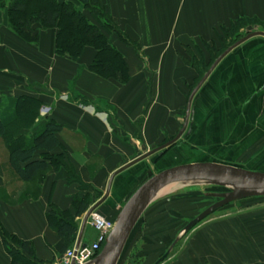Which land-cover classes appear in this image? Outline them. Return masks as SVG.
Masks as SVG:
<instances>
[{
  "label": "crops",
  "instance_id": "1",
  "mask_svg": "<svg viewBox=\"0 0 264 264\" xmlns=\"http://www.w3.org/2000/svg\"><path fill=\"white\" fill-rule=\"evenodd\" d=\"M93 1L119 32L108 39L128 67L125 84L87 70L92 48L76 61L57 56L55 29L34 25L38 41L21 40L0 9L3 108L19 97L35 99L34 123L16 137L29 140L54 121L61 127L60 147L51 154H62L64 164L22 182L8 167V148L0 138V223L32 246L36 261L52 264H59L62 239L46 223L49 204L72 212L74 196L88 195L91 206L104 196L95 211L114 220L139 185L176 165L212 162L264 172V35L253 34L264 33V0ZM238 19L258 23L248 28L253 35L210 71L186 119V95L196 79L188 63L200 54L206 62L205 46H217L220 28ZM184 123L180 136L162 147ZM246 199L235 213L203 225L190 244L193 253L186 248L172 264H264V205ZM83 216L76 219L79 228ZM95 236L85 224L80 242L88 244ZM9 263L0 241V264Z\"/></svg>",
  "mask_w": 264,
  "mask_h": 264
},
{
  "label": "trees",
  "instance_id": "2",
  "mask_svg": "<svg viewBox=\"0 0 264 264\" xmlns=\"http://www.w3.org/2000/svg\"><path fill=\"white\" fill-rule=\"evenodd\" d=\"M0 9L5 11L10 31L21 40L27 43L38 41V33L32 29L34 25L41 30L55 29L54 48L57 56H66L76 61L85 48H92L94 57L87 70L102 79H114L121 84L129 80L128 67L122 55L110 45L108 39L112 34L119 35V32L97 2L0 0ZM255 24L258 23L252 19H238L228 27H221L216 35L217 46L214 44L205 46L207 61L204 62V56L201 54L198 57L192 56L188 65L194 69L196 79L188 88L186 97L190 95L214 60L243 38L245 35L243 31H248V28ZM3 104L4 101L0 98V138L8 148V167L16 177L22 182H31L49 169L63 167V155L51 154L60 147L56 134L60 132L61 127L54 121L48 120L29 140L22 136L16 137L20 130L29 128L34 123L38 105L36 100L19 97L11 100L6 109L3 108ZM36 152H41L40 159L33 158ZM68 177L73 178L69 170ZM91 202L88 195L81 198L74 196L71 204L72 212L58 210L52 204L48 205L45 220L48 227L62 239L61 254L75 243L79 229L76 219L86 213L91 207ZM0 241L10 257L9 264H52V262L36 261L32 246L7 232L1 223Z\"/></svg>",
  "mask_w": 264,
  "mask_h": 264
},
{
  "label": "water",
  "instance_id": "3",
  "mask_svg": "<svg viewBox=\"0 0 264 264\" xmlns=\"http://www.w3.org/2000/svg\"><path fill=\"white\" fill-rule=\"evenodd\" d=\"M253 34L264 35V33L262 32ZM253 34H248L247 36L241 38L216 58V60L205 72V74L202 76V78L194 87L188 97L185 113L186 119L188 117V109L192 97L195 94L196 90L202 85L210 71L231 48L237 46ZM185 125L186 123H184L178 135L173 140L169 141L162 147H166L172 144L183 132ZM148 154L143 155L139 158V160L143 159ZM128 166L129 164L120 168L114 174L124 170ZM114 174L112 175V177L114 176ZM198 181H204L211 184L228 187L229 190L225 193H217L211 195L212 197L217 198V201L212 203L210 206L197 214L193 219H191L183 227V229L181 230L182 232L189 230L211 213L231 202L251 197H264V173L249 171L231 165L212 162L181 164L164 169L145 180L123 203L115 217L113 229L105 239L100 252L92 259V261H90L89 264H117L122 249L133 227L135 226L137 220L144 212L148 204L152 201V199L156 197V194L161 189L170 184H183ZM104 198L105 197L103 196L102 199L91 206L84 214L80 224L78 235L76 237V246L80 243L81 234L89 214L93 210H95V208L102 202ZM177 239L178 237L169 245L165 253L161 257H159L153 264H160L168 256V254L176 244ZM71 264L75 263L72 262Z\"/></svg>",
  "mask_w": 264,
  "mask_h": 264
},
{
  "label": "rangeland",
  "instance_id": "4",
  "mask_svg": "<svg viewBox=\"0 0 264 264\" xmlns=\"http://www.w3.org/2000/svg\"><path fill=\"white\" fill-rule=\"evenodd\" d=\"M243 33L245 34L243 37L250 34L249 31H243ZM245 170L260 172L251 169ZM152 174L148 175L151 176ZM228 190V187L204 181L179 183L166 187V190L161 191L158 196L152 199L137 220L122 249L117 264H153L165 253L177 237L176 244L160 264L176 262L186 248H189L190 253H193L190 244H193L191 242L194 236L199 235L198 231L201 227L212 223V218L231 212L235 213L238 209L237 203L244 200L241 199L227 204L232 206L230 208H225L227 206L225 205L217 209L187 231H181L183 226L217 201V198L211 195L225 193ZM250 199H259L264 205V197L247 198L246 200Z\"/></svg>",
  "mask_w": 264,
  "mask_h": 264
},
{
  "label": "built area",
  "instance_id": "5",
  "mask_svg": "<svg viewBox=\"0 0 264 264\" xmlns=\"http://www.w3.org/2000/svg\"><path fill=\"white\" fill-rule=\"evenodd\" d=\"M87 224L93 229L96 236L88 244L81 242L76 246L75 243L66 249L59 258V264H89L98 254L105 239L113 229L114 222L106 219L96 211H92L87 219Z\"/></svg>",
  "mask_w": 264,
  "mask_h": 264
},
{
  "label": "bare ground",
  "instance_id": "6",
  "mask_svg": "<svg viewBox=\"0 0 264 264\" xmlns=\"http://www.w3.org/2000/svg\"><path fill=\"white\" fill-rule=\"evenodd\" d=\"M175 184H178V183H175ZM168 186H174V184H170V185H168ZM168 186H166V187H168ZM166 187H164L163 189H161V190L156 194V196H158L159 193H160L161 191L166 190Z\"/></svg>",
  "mask_w": 264,
  "mask_h": 264
}]
</instances>
